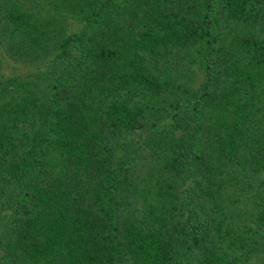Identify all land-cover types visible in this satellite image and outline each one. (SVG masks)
<instances>
[{"label":"trees","instance_id":"obj_1","mask_svg":"<svg viewBox=\"0 0 264 264\" xmlns=\"http://www.w3.org/2000/svg\"><path fill=\"white\" fill-rule=\"evenodd\" d=\"M0 264H264V0H0Z\"/></svg>","mask_w":264,"mask_h":264},{"label":"rangeland","instance_id":"obj_2","mask_svg":"<svg viewBox=\"0 0 264 264\" xmlns=\"http://www.w3.org/2000/svg\"><path fill=\"white\" fill-rule=\"evenodd\" d=\"M6 70H7V72L10 73V72H12L14 70V68L11 65L6 64Z\"/></svg>","mask_w":264,"mask_h":264}]
</instances>
